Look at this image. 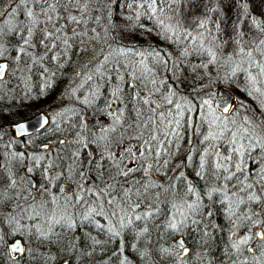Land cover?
Masks as SVG:
<instances>
[{
	"label": "trees",
	"instance_id": "obj_1",
	"mask_svg": "<svg viewBox=\"0 0 264 264\" xmlns=\"http://www.w3.org/2000/svg\"><path fill=\"white\" fill-rule=\"evenodd\" d=\"M0 59L17 69L0 80L3 167L29 197L11 204L3 236L25 244L14 264H233L252 254L231 232L259 228L251 241L264 251V0H0ZM218 86L243 106L206 112ZM39 111L49 116L39 132L16 139L3 127ZM219 141L244 148L232 174L211 157ZM27 168L38 186L56 176L55 203L36 206L45 196L31 197Z\"/></svg>",
	"mask_w": 264,
	"mask_h": 264
},
{
	"label": "rangeland",
	"instance_id": "obj_2",
	"mask_svg": "<svg viewBox=\"0 0 264 264\" xmlns=\"http://www.w3.org/2000/svg\"><path fill=\"white\" fill-rule=\"evenodd\" d=\"M165 1H167V0H165ZM149 2L150 3H152L153 2V0H149ZM168 3H169V1L167 2V3H165V5L166 6H168ZM188 11H187V16H188V20L185 22L186 24L188 23L189 25H191L192 24V21H193V19H195L194 18V16H193V7H192V5H188ZM180 19H184L182 16H181V18ZM181 20V21H182ZM182 23H183V21H182ZM187 24V25H188ZM178 26H180V30H182V28H183V25H178ZM184 29V28H183ZM23 44H25V43H23ZM26 45V44H25ZM117 54H114V55H111V56H108V57H106L105 59H104V61L101 63V65H100V69H101V72L105 75L106 73H107V71L109 70V67H110V64H111V61L112 60H114V57L116 56ZM5 60H7L8 61V59H5ZM9 63V62H8ZM15 64L17 65L18 64V60H17V58L15 59ZM13 72V73H16L17 72V69H16V67H14V65H13V67H11L10 69L8 68V72ZM12 77L14 76V74H10ZM17 75H19V74H15V77L17 76ZM10 76V77H11ZM6 77V76H5ZM6 86H8V81L6 80L3 84H0V90H3V89H5V87ZM235 95H236V98H237V100H238V103H240V104H238V105H240V107L241 106H243V100H241V98L237 95V93H235V92H233ZM217 94V92L216 91H213V93H211V96L207 99V101H206V103H205V105H206V112H208V110H210L211 108L212 109H215L214 108V106H213V103H214V97H215V95ZM242 104V105H241ZM57 111H59V109H57ZM115 111V107H112V111H110V114H113V112ZM56 112V111H55ZM61 112V111H60ZM59 113V112H58ZM237 113V112H236ZM238 115H239V112L237 113ZM236 118H237V115L236 116H233V117H230V121H234V122H236ZM207 120H208V118H207ZM53 131H55V130H53ZM211 139H213V140H215V138H216V136H215V133L214 132H212L211 131ZM5 139L6 138H4V136H3V134L0 132V162H1V164H0V188L1 187H4L5 189H6V191H8L9 192V194L12 192L13 193V195L12 196H9V206H8V208L7 209H5L4 210V212H3V214L5 213L6 214V219H5V221H6V224H5V226H4V228L5 227H7V228H9V231L10 232H12L13 231V229H12V227H8V225H9V220H10V218H11V216L10 215H13V214H11L10 212H11V210H10V206H11V204H14V206L16 207V204L17 203H25V202H28V199H29V197L27 196V193H24V191L22 190V188H21V186L19 185V183L17 182L16 183V181L14 180V179H12L11 181H9L10 179H11V177L12 178H14V176H16L17 174V171L15 170V167H12L9 171L8 170H6L4 167H3V163H8V157H7V152H5V150L7 149V147L5 146V144H4V142H5ZM60 142V141H59ZM46 143V142H45ZM223 142L221 141H219V143L217 142V143H215V149H217V152L215 153V152H213V153H211V157L214 159V160H222V163L221 164H218V166H217V168H219L220 170L221 169H223V170H229V168L231 169L232 167H231V165L229 164L232 160H236V165H235V168H237V167H239V165H238V161H242V153H243V149L244 148H242V147H240V149L238 148V147H235V151H237L235 154H231L229 151H227V152H223L222 150L224 149L223 147H224V145L222 144ZM42 144V143H41ZM62 143L60 142V143H57V142H54L53 144H52V146H53V155L57 152V151H62V152H64L63 150L65 149V146L66 145H61ZM31 151H30V153H32V157H33V159H36L37 157V155L35 154L36 153V150H35V147H34V144L32 143V142H30V144H29V147H28ZM40 149V148H39ZM42 150V149H41ZM48 150V149H47ZM134 150L135 151H133V155L128 159V162H127V166L126 167H129V166H131V165H133V159H134V156H136L137 154H139L140 153V150H139V147H135L134 148ZM35 151V152H34ZM43 151V150H42ZM177 164V163H176ZM129 165V166H128ZM178 165H173V166H169V170H168V173L170 174V173H174V172H176V170L178 169ZM126 169H128V168H126ZM16 171V173H15V171ZM33 170L31 169V168H27V172H29V173H33L32 172ZM232 172H233V170L231 169V171H230V174H232ZM22 172H21V170L19 171V175L21 174ZM11 176V177H10ZM169 176L170 175H168V177L167 178H169ZM55 177L56 176H52V177H50V178H48V182H49V184H47V186H39L40 187V190L43 192V194H44V196H45V198H44V200L41 202V203H35L36 204V206L37 207H39L41 204H43V203H46V205H48V204H53V203H55L56 202V197H55V193H53V190H55L54 189V186H53V182H54V180H55ZM10 178V179H9ZM177 187V189L178 190H180L181 188H183V187H180V186H176ZM184 189V188H183ZM185 190V189H184ZM11 191V192H10ZM166 191H167V189H166ZM171 191H174V189L172 188V190ZM170 192V191H169ZM106 193H108L107 191H106ZM177 193V192H176ZM177 194H179V193H177ZM14 200L15 199V201H14V203L11 201V200ZM111 199H109L108 198V201H110ZM30 204V203H29ZM42 206V205H41ZM29 210V209H28ZM31 212V211H30ZM91 212H95V214L96 215H98L100 212L98 211V209H92L91 210ZM1 225V224H0ZM257 230V229H256ZM231 237H232V239H234V243H236V244H239V243H243L246 247H251V248H253V246H254V244L252 243V239H254V238H256V236H255V234H254V236H252L251 234H247L246 232H241V231H239V233H238V230H235V231H233V232H231ZM257 239V238H256ZM253 242H254V240H253ZM254 249V248H253ZM236 250H237V248H236ZM238 252V251H237ZM251 255V254H250ZM249 257H251V258H249ZM243 259H245V260H253V261H255V262H260V264H264V251H261L260 253H258V252H256V253H254V254H252L251 256H247V258H243Z\"/></svg>",
	"mask_w": 264,
	"mask_h": 264
},
{
	"label": "water",
	"instance_id": "obj_3",
	"mask_svg": "<svg viewBox=\"0 0 264 264\" xmlns=\"http://www.w3.org/2000/svg\"><path fill=\"white\" fill-rule=\"evenodd\" d=\"M8 70V61L5 59H0V80H3L7 74ZM217 94L214 97V108L219 111L221 114L226 115L228 114L231 109L237 104V98L236 95L227 87L225 86H218L216 89ZM98 119L103 120L105 123H107V117L106 116H100ZM49 123V116L43 112L39 111L34 113L33 115L16 120L7 124H4V128H10L13 136L16 139L23 138L25 136L32 135L36 132L41 131L44 129ZM63 139H60V142H62ZM40 148L43 151H46L49 148L48 143H42L40 145ZM21 179L23 183L32 190L33 196L37 199H40L42 197V192L39 190V188L36 187L37 181L32 173H29L27 171L22 172ZM62 191L65 194H70L74 191V186L68 182H64L61 186ZM256 214H260V210H255ZM255 236L257 239L261 240L263 238V230L257 229ZM79 235H75V240L78 241ZM174 246H181L182 250L179 254V257H184L189 252V247L185 245V242L181 236L177 237L173 241ZM9 250L12 255H22L24 252V245L21 240V238H15L13 239L9 244ZM252 251V249H250ZM60 264H67V261H63Z\"/></svg>",
	"mask_w": 264,
	"mask_h": 264
},
{
	"label": "flooded vegetation",
	"instance_id": "obj_4",
	"mask_svg": "<svg viewBox=\"0 0 264 264\" xmlns=\"http://www.w3.org/2000/svg\"><path fill=\"white\" fill-rule=\"evenodd\" d=\"M15 138V137H14ZM22 174V173H21ZM23 182V181H22ZM64 183V182H63ZM62 183V184H63ZM24 184V183H23ZM25 185V184H24ZM62 186V185H61ZM25 187L29 190V193L31 195L32 198H34L35 200H41L43 198V192L40 190V187L38 186V184L36 185L37 188H39V190L42 192V197L40 199H37L33 196V192L30 188H28L26 185ZM62 190V189H61ZM9 206V192L6 191V189L4 187H1L0 188V264H14L15 262L19 261L18 258L22 257L24 255V252H25V244L22 240L21 237H14L10 240H6L5 238H3L4 235H6V233L8 234L9 233V228L5 227V224H6V214L4 212L5 209H7ZM257 231V230H256ZM256 233V232H255ZM15 238H21L22 242H23V245H24V252L22 255H12L10 250H9V246L8 244ZM259 240V239H258ZM177 250H178V257H179V254L182 250V247L177 245L175 247ZM247 251L250 253V254H253L254 253V250L253 248L251 247H246ZM252 249V251L250 250ZM190 252V250H189ZM188 252V254H189ZM187 254V255H188ZM187 255H185L184 257H179L180 259H184ZM67 264H68V261H67ZM233 264H260V262H255L253 260H245V259H241V260H237L236 262H234Z\"/></svg>",
	"mask_w": 264,
	"mask_h": 264
}]
</instances>
